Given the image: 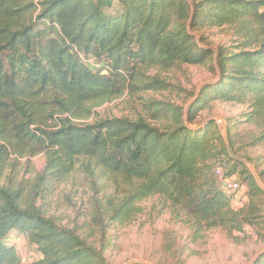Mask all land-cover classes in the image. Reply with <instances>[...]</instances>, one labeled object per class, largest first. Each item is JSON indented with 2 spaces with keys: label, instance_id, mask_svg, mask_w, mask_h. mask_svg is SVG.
Wrapping results in <instances>:
<instances>
[{
  "label": "trees",
  "instance_id": "obj_1",
  "mask_svg": "<svg viewBox=\"0 0 264 264\" xmlns=\"http://www.w3.org/2000/svg\"><path fill=\"white\" fill-rule=\"evenodd\" d=\"M115 5L121 11L113 14ZM208 28H229L236 39L211 51ZM207 62L215 80L186 107L150 101L145 116L83 122L126 90L167 88L146 70ZM215 102L244 105L246 122L264 128V0H0V169L10 153L46 158L32 196L0 186V264H21L13 233L40 255L25 264H109L104 246L60 226L33 200L76 169L114 182L113 193L97 185L93 194L101 242L108 225L128 222L154 197L195 238L264 226V191L230 132L225 140L215 122L194 124ZM216 168L245 183L244 206L233 209L240 192L223 190ZM252 264H264V251Z\"/></svg>",
  "mask_w": 264,
  "mask_h": 264
},
{
  "label": "rangeland",
  "instance_id": "obj_2",
  "mask_svg": "<svg viewBox=\"0 0 264 264\" xmlns=\"http://www.w3.org/2000/svg\"><path fill=\"white\" fill-rule=\"evenodd\" d=\"M113 14L121 11L114 6ZM203 32L196 33L197 37ZM207 46L211 51L220 44H232L236 36L229 28H208L204 31ZM147 78L161 79L167 83L164 90H126L116 99L95 107L86 123L98 119L145 116L148 102H171L186 107L202 85L213 82L214 74L205 66H181L178 68H151ZM192 94V95H191ZM244 105L215 102L202 111L194 124L221 120L216 128L223 139L230 132L235 142L234 151L264 191V128H257L244 118ZM239 150V151H237ZM233 153V152H232ZM46 162L45 153L17 156L10 153L0 169V186L20 190L32 196V185ZM244 187L245 183L236 174L233 176ZM98 185V186H97ZM100 188L105 194L114 192L112 178L100 174L97 180L76 169L64 182H52L44 187L40 197L33 198L47 216L53 217L60 226L77 227V232L87 241L103 248L109 264H252L256 256L264 251V226L228 233L222 229L206 230L195 234L184 219L175 217L161 201L154 197L140 204L141 211L122 224L111 223L105 230V241L101 242L99 229L93 224L94 190ZM100 197V196H98ZM246 188L233 199V209L247 203ZM264 216V195L262 196ZM20 258L35 262L40 259L36 248L15 233L10 236Z\"/></svg>",
  "mask_w": 264,
  "mask_h": 264
},
{
  "label": "built area",
  "instance_id": "obj_3",
  "mask_svg": "<svg viewBox=\"0 0 264 264\" xmlns=\"http://www.w3.org/2000/svg\"><path fill=\"white\" fill-rule=\"evenodd\" d=\"M215 123L219 127L222 125L221 120H216ZM215 177L217 181H219L223 190L229 193L237 194L243 189L239 183H237L234 179L227 177L219 168H216L215 170ZM21 264H25L24 258H21Z\"/></svg>",
  "mask_w": 264,
  "mask_h": 264
}]
</instances>
